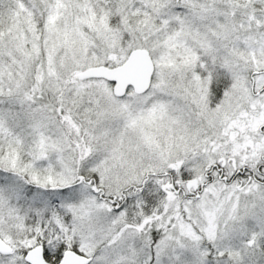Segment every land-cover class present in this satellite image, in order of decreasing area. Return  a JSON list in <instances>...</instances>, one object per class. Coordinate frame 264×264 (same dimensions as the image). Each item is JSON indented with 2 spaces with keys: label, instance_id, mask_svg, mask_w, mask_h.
Wrapping results in <instances>:
<instances>
[{
  "label": "snow or ice",
  "instance_id": "1",
  "mask_svg": "<svg viewBox=\"0 0 264 264\" xmlns=\"http://www.w3.org/2000/svg\"><path fill=\"white\" fill-rule=\"evenodd\" d=\"M0 264H264V0H0Z\"/></svg>",
  "mask_w": 264,
  "mask_h": 264
}]
</instances>
